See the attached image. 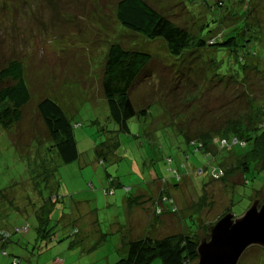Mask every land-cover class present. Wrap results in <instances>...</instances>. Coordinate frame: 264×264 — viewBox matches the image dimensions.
<instances>
[{"label": "rangeland", "instance_id": "obj_1", "mask_svg": "<svg viewBox=\"0 0 264 264\" xmlns=\"http://www.w3.org/2000/svg\"><path fill=\"white\" fill-rule=\"evenodd\" d=\"M5 1L0 60L23 62L31 101L20 123L0 126V228L30 229L13 235L5 254L0 249V264H117L131 240L202 239L228 209L238 217L254 199L264 201V154L255 166L260 173H246L242 184L239 163L248 150L224 148L227 131L219 134L230 123L247 134L264 131V0H146L195 42L237 27L232 52L194 43L180 58L162 40L118 23L120 0H29L24 16L20 3L5 14L13 5ZM113 43L153 55L131 92L135 108L149 113L128 121V133L111 119L102 89ZM44 98L55 100L73 126L79 157L71 164L52 147L37 110ZM181 132L192 140L209 136L210 157ZM216 166L227 172L224 179L216 172L213 179ZM154 198L172 200L177 210L155 211L151 226ZM133 207L145 212V229ZM42 217L50 219L43 227ZM76 238L81 242L71 247ZM239 264H264V249L251 248Z\"/></svg>", "mask_w": 264, "mask_h": 264}, {"label": "trees", "instance_id": "obj_2", "mask_svg": "<svg viewBox=\"0 0 264 264\" xmlns=\"http://www.w3.org/2000/svg\"><path fill=\"white\" fill-rule=\"evenodd\" d=\"M12 3L11 6L3 7L5 14L11 7L15 6V3L22 5V9L19 11L22 12L23 16L29 14L31 7L29 0H6L3 5L7 6ZM218 5L221 6L222 3L219 1ZM250 12L249 9L245 15V26L248 25L247 17ZM115 16L117 22L131 32L140 34L149 40H162L169 55L176 58H180L184 53L191 50L194 43L200 49L210 46L226 51L230 50L231 52L233 47L238 45L237 38L234 35L237 27L225 32V34H218L216 37L211 36L208 39H198L195 42L194 36L187 27L177 25L146 0L118 1ZM152 60L153 55L150 53L125 49L120 43H113L108 49L102 78V89L111 119L125 133L129 132L128 121L134 118L146 117L149 113L148 108H141L140 110L135 108L131 99V92ZM30 101L31 94L25 79L23 62L13 59L7 63H2L0 60V126L9 130L20 123L23 119V109ZM37 110L45 123L48 136L53 144L52 147L56 149L65 164L73 163L79 157L77 142L74 137L73 126L63 108L55 100L44 98L38 103ZM260 128V126L255 127L253 131L247 134L237 128L236 124L230 123L229 126L219 132L221 134L227 131L226 137H229L226 144L224 146L222 144L224 148H233V146L239 145L248 150L246 154L249 155L239 163L244 175L242 184L249 181L245 178L246 173L253 170L260 173L255 169L261 154H264V131H259ZM181 134L184 135L189 144L195 146L196 152L201 151L210 157L206 153L209 136L205 139L192 140L185 133L181 132ZM219 166L214 167L212 170V177L214 172H221V177L224 179L227 172H224ZM261 173L264 174V172ZM166 203H169L172 207L170 213H175L177 208L173 206L174 202L170 200ZM160 210L162 209L159 208L158 211ZM158 211L157 214L162 212L158 213ZM228 213H230L229 209L219 217L214 225ZM39 219L41 227L50 221L49 218L44 219L42 217ZM211 226L213 225L207 227L205 237H207V230ZM29 229L28 224L0 228V249L3 254L6 253L7 245L11 243L13 235L18 233L27 234ZM38 232L42 233L40 226H38ZM49 239L52 240V237ZM202 239H198L193 235L176 234L161 239L145 237L132 240L127 243L126 255L120 258L117 264H153L156 260H160L161 264H192L199 258L197 248ZM71 243L72 246L74 243Z\"/></svg>", "mask_w": 264, "mask_h": 264}, {"label": "water", "instance_id": "obj_3", "mask_svg": "<svg viewBox=\"0 0 264 264\" xmlns=\"http://www.w3.org/2000/svg\"><path fill=\"white\" fill-rule=\"evenodd\" d=\"M255 247L264 249V201L258 199L241 216L228 213L208 228L197 248L198 264H239Z\"/></svg>", "mask_w": 264, "mask_h": 264}, {"label": "crops", "instance_id": "obj_4", "mask_svg": "<svg viewBox=\"0 0 264 264\" xmlns=\"http://www.w3.org/2000/svg\"><path fill=\"white\" fill-rule=\"evenodd\" d=\"M140 196H138V197H136L135 199H138V200H140V198H139ZM143 197V196H142ZM158 198V197H157ZM157 198H154L153 200H154V203H153V206L157 209H155V208H153V211H152V213H151V215H150V217L151 218H149L148 219V225H151V223H153L154 221H155V219H156V217L158 218V216H154L153 214H154V212L156 211H158V209L159 208H161V209H163L164 210V212H167V215H171V213H170V210H171V205L169 204V203H166V202H163V203H161V201L159 202V200H158V202H157ZM137 200V201H138ZM146 202H152V199H148V201L147 200H143V204L142 205H144ZM159 203V204H158ZM146 207L149 209V204L147 205L146 204ZM132 208V207H131ZM163 212V213H164ZM147 213H149V212H147ZM134 217H136V219H137V221L139 222V219H140V217L142 218V221H141V223L143 224V229H145V225H144V222H145V212L144 211H142L141 209H140V207H133V214H132ZM161 218H163L164 219V217H161ZM162 222H164L163 220H162ZM152 226V225H151ZM77 234V233H76ZM75 234V235H76ZM147 237H149V236H147ZM153 238V237H152ZM140 239H142V238H140ZM136 240H138V239H136ZM132 241V240H131ZM79 242H81V240L80 239H77L76 238V240H74V244L71 246V247H74L75 246V244H77V243H79ZM72 244V243H71ZM126 248H127V246H125ZM124 255H126V250H124ZM66 255H68V253H66ZM122 257H124V256H122ZM121 257V258H122Z\"/></svg>", "mask_w": 264, "mask_h": 264}, {"label": "built area", "instance_id": "obj_5", "mask_svg": "<svg viewBox=\"0 0 264 264\" xmlns=\"http://www.w3.org/2000/svg\"><path fill=\"white\" fill-rule=\"evenodd\" d=\"M234 142H236V141H234ZM223 143H224V145H225L226 142H223ZM214 173H215V172H214ZM216 175H217V176H218V175H221V172H219V173L216 172ZM216 175L213 174V177H214V178L217 177ZM163 201H164V202H168V199H167V198H165V199L163 198ZM160 211H162V210H160ZM160 211H158V213H159Z\"/></svg>", "mask_w": 264, "mask_h": 264}, {"label": "flooded vegetation", "instance_id": "obj_6", "mask_svg": "<svg viewBox=\"0 0 264 264\" xmlns=\"http://www.w3.org/2000/svg\"><path fill=\"white\" fill-rule=\"evenodd\" d=\"M206 238V237H205Z\"/></svg>", "mask_w": 264, "mask_h": 264}]
</instances>
